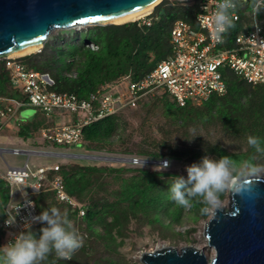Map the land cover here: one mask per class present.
Here are the masks:
<instances>
[{"label": "trees", "instance_id": "trees-1", "mask_svg": "<svg viewBox=\"0 0 264 264\" xmlns=\"http://www.w3.org/2000/svg\"><path fill=\"white\" fill-rule=\"evenodd\" d=\"M200 1H185L187 6L183 7L178 0H162L147 15L149 23L138 19L120 24L89 25L85 31L76 32L73 38L79 40L77 43L62 41V36L57 37L52 42L46 41L39 53L32 52L17 60L29 69L48 73L53 79V90L87 99L90 93L123 75H129L132 80L139 79L168 56L172 51L170 33L173 21L181 18L193 25ZM237 11L240 20L225 34L226 46H230L232 37L238 33L241 25L248 26L251 22L252 13L248 6ZM258 19L264 27V11ZM89 43L97 48L90 47ZM219 70L225 83L224 93H213L205 100L187 101L184 105L177 104L167 92L145 96L134 107L122 108L86 125L79 144L88 151L131 158L159 160L167 155L178 160L200 159L204 155L215 159L228 156L238 164L256 155L257 160L264 161V156L255 153V149L247 144L249 135L258 136L264 141V84L249 82L226 65L220 66ZM10 78V70L4 59H0V96L24 100L12 87ZM152 103L159 104L164 116L181 127H186L190 121L200 125L218 124L223 134L238 141L239 145L229 149L217 141H208L190 150L177 151L167 146L165 153L147 148L135 151L115 149L114 136L119 129L120 115ZM0 106L3 105L0 103ZM39 111L35 120L16 122L19 136L35 137L43 127L57 122ZM44 142L56 147L71 146ZM107 162L110 163H81L67 159L55 163L57 169L53 165L48 166V181L60 176L65 191L80 204L84 213L80 214L77 207L58 201L49 182L31 195L36 207L39 213L50 207H57L62 212L66 210L68 218L85 236V240L70 260L60 259L53 252L42 264H127L119 258V249L132 225L152 227L159 230L163 238L169 232L183 237L189 231L177 230L175 225L187 220L195 221L200 215H205L201 212L205 205L199 199L194 200L190 208L172 201L170 185L173 176L180 175L176 171H155L151 167L154 164L149 163ZM9 194L8 182L0 178V247L5 245L6 230L2 222L6 217ZM43 226L46 225L37 223L31 226V230L39 235V229Z\"/></svg>", "mask_w": 264, "mask_h": 264}, {"label": "built area", "instance_id": "built-area-1", "mask_svg": "<svg viewBox=\"0 0 264 264\" xmlns=\"http://www.w3.org/2000/svg\"><path fill=\"white\" fill-rule=\"evenodd\" d=\"M215 3L216 0H201L195 10L193 25L181 18L173 21L170 33L172 51L149 72L136 80L123 75L90 93L87 99H78L72 94L53 90V79L48 73L27 68L17 60L18 57L3 58L10 70L12 87L24 100L0 96V103L3 105L0 106V129L11 121L18 122L15 116L19 109L30 105L57 121L40 130L43 140L55 144H79L86 125L122 108L135 106L145 96L167 92L177 104L184 105L187 101L205 100L213 93H224L225 83L219 70L222 65L228 66L249 82L264 84L262 23L252 15L250 24L240 26L238 33L232 37L230 46L225 45V36L223 43H217L211 38L210 25L198 22L197 19L198 15L210 17L215 10ZM235 15L237 22L240 20L238 11ZM143 22L149 23V20ZM89 45L97 48L93 43ZM220 45L223 47L220 48ZM10 151L22 152L16 147ZM53 168L57 169L58 166L53 164ZM47 169L46 166H40L35 171H29L26 160L23 166L7 165L6 171L0 173V178L9 184L11 195L16 187L23 191L18 200L12 201L11 198L6 205V217L2 222L6 230L4 244L26 230L28 224H37L32 222V218L40 213L31 195L41 190L42 185L47 182L55 191L58 201L77 207L80 214L84 213L80 204L65 191L60 176L48 181ZM7 220L15 222L7 225Z\"/></svg>", "mask_w": 264, "mask_h": 264}, {"label": "water", "instance_id": "water-1", "mask_svg": "<svg viewBox=\"0 0 264 264\" xmlns=\"http://www.w3.org/2000/svg\"><path fill=\"white\" fill-rule=\"evenodd\" d=\"M155 0H0V55L42 41L56 28L105 25ZM161 0L157 3L159 4ZM156 4V5H157ZM155 5V6H156ZM127 22V21H125ZM124 23V22H122ZM120 24V23H117ZM3 59V58H2ZM10 150V149H9ZM57 154V153H55ZM106 161L160 164L161 160L63 153ZM78 158V157H77ZM228 207L218 205L204 224L210 260L194 247L174 246L141 254L143 264H264V177L248 188H229Z\"/></svg>", "mask_w": 264, "mask_h": 264}, {"label": "rangeland", "instance_id": "rangeland-1", "mask_svg": "<svg viewBox=\"0 0 264 264\" xmlns=\"http://www.w3.org/2000/svg\"><path fill=\"white\" fill-rule=\"evenodd\" d=\"M178 1L181 2V0ZM152 11L150 13H152ZM147 15L138 19L147 21ZM87 26L89 25L79 28L53 29L49 33L46 41L52 42L57 37L62 36V41L70 40L72 43H77L79 40L73 38L74 35L76 32L85 31ZM43 46L34 52L39 53ZM39 112L37 107L25 105L19 109L15 117L16 120L19 121H32L35 120ZM14 126H17V124L11 121L0 129V149L4 150L0 153V171L2 172L6 171L7 165L23 166L28 157L29 171H35L40 166L48 167L55 163L64 162L67 159H73L81 163H110L101 159L66 156L63 153L86 155L100 153L98 151H88L80 144H73L68 148L56 147L53 144H46L39 135L31 138H24L11 131ZM114 138L115 149L128 148L135 151L140 148H147L151 151L158 150L162 153H165L167 146H172V149H176L177 151L184 149L190 150L208 141H217L229 149L236 148L239 145L238 141L226 137L218 124L200 125L193 121H190L186 127L174 124L170 119L164 116L160 105L154 103L122 113L119 117V129ZM16 139L18 142L15 141ZM14 147H19L20 150L29 151L30 153H13L9 149ZM101 153L110 154L106 152ZM200 159L184 158L173 160L167 155H163L159 160L162 162L164 160H170L171 165L167 170L176 171L178 174L186 176L185 167L194 162H199ZM243 161L245 160H241L237 165L241 164ZM256 162L264 164V161L261 160H256ZM155 166L156 164L151 166L152 169H154ZM25 189H27V186ZM15 193L16 195H21L18 187L15 188ZM228 194L229 189H227L223 197L220 198V206L225 208L228 207ZM213 209L214 208H211L205 215H200L195 221L187 220L180 225H175V229L177 230L189 231L183 237H177L169 232L170 234L168 233V235L163 238L159 230H154L152 227L141 226L139 228L137 225H132L131 230L129 229L128 237L124 238L123 245L119 249V258L127 262V264H143L140 258L141 254L144 252L174 246L178 250L185 247H194L202 251L207 259L210 260L214 257L215 252L214 249L208 245V240L204 232V224L212 215Z\"/></svg>", "mask_w": 264, "mask_h": 264}, {"label": "clouds", "instance_id": "clouds-1", "mask_svg": "<svg viewBox=\"0 0 264 264\" xmlns=\"http://www.w3.org/2000/svg\"><path fill=\"white\" fill-rule=\"evenodd\" d=\"M181 3L183 7L187 6L185 0H181ZM244 6H248L252 15L258 17L264 11V0H216L212 15H198L197 19L198 22L210 25V35L214 41L223 43L225 34L235 27L237 9ZM206 11L207 7L204 8ZM247 144L255 149V153L264 156V141L260 137L249 135ZM256 160L257 156L253 155L237 165L228 156L215 159L204 155L199 162L185 167L186 176H173L171 199L184 208H190L192 202L199 199L205 205L201 212L207 214L211 208L220 204V196L227 189H246L253 178L264 176V164ZM170 165V160H164L154 170L163 172ZM14 222L7 220L5 223L12 225ZM32 222L46 226L41 227L37 235L31 230V224H28V230L20 232L0 247V264H42L53 252L60 259L70 260L84 244L85 236L68 218L66 210L62 212L57 207L43 209L32 218Z\"/></svg>", "mask_w": 264, "mask_h": 264}, {"label": "bare ground", "instance_id": "bare-ground-1", "mask_svg": "<svg viewBox=\"0 0 264 264\" xmlns=\"http://www.w3.org/2000/svg\"><path fill=\"white\" fill-rule=\"evenodd\" d=\"M160 0H155L154 2L143 6L139 9H136L134 11H131L129 13H125L122 15H119L117 17H114L108 21L114 22V23H122L125 21H132V20H136L138 18H141L147 14H149L153 8L155 7V5L159 2ZM42 41H38L32 44H28L25 45L24 47L18 48V49H13L10 52L4 54V55H0V59L2 58H6V57H19V56H23L29 53H32L36 50H38L39 48L42 47ZM94 155H104V156H108L109 154H104V153H100V154H94Z\"/></svg>", "mask_w": 264, "mask_h": 264}, {"label": "crops", "instance_id": "crops-1", "mask_svg": "<svg viewBox=\"0 0 264 264\" xmlns=\"http://www.w3.org/2000/svg\"><path fill=\"white\" fill-rule=\"evenodd\" d=\"M19 122V121H18ZM12 129V128H11ZM17 130H18V127L17 126H14V128L11 130L14 134H16V135H18L17 134ZM40 131L37 133V135H39L40 136ZM37 135H35V136H37ZM16 142H18V140L16 139L15 140ZM19 148V147H18ZM3 150H1L0 149V153L2 152ZM21 153H30L29 151H25V150H22V152ZM38 153H41V152H38ZM46 154H50V153H46ZM29 158V157H28ZM28 158L26 159L27 161H28ZM0 173H4V172H2V171H0ZM19 188V187H18ZM20 190V189H19ZM20 192H21V194L23 193V191H21L20 190ZM12 198V201H15V200H18L19 198H20V194H18V195H16V193H15V188L13 189V191H12V195H11V193L9 194V201H10V199Z\"/></svg>", "mask_w": 264, "mask_h": 264}]
</instances>
